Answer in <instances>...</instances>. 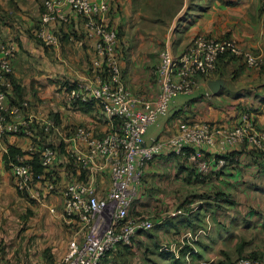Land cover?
<instances>
[{
  "label": "crops",
  "instance_id": "0c3cea01",
  "mask_svg": "<svg viewBox=\"0 0 264 264\" xmlns=\"http://www.w3.org/2000/svg\"><path fill=\"white\" fill-rule=\"evenodd\" d=\"M44 1L0 0V39H16L21 41L22 48L29 46L32 43L29 33L37 25ZM103 19L117 31V55L126 86L147 100L156 98L160 90L156 73L161 51L167 48L179 56L199 35L233 38L244 50L264 56L262 0H110V11ZM54 30L59 37H64L60 46L47 49L46 60L49 66H56V70L51 68L55 74L27 78L24 50H20L13 62V77L22 89L23 98L36 101L30 111L39 123L57 115L62 128L85 122L98 128L100 133L110 131V122L97 115L96 104L95 111L87 113L72 106L66 91L61 94L57 90L46 105H40L38 98L33 99L29 94L30 79L49 80L57 76L75 83L92 78L94 44L85 36L83 20L71 15L67 24H58ZM219 79L225 84L213 93L209 82ZM198 82L194 94L179 95L168 115L148 129L146 143L175 137L185 122L234 127L246 112L251 114L257 128L264 131V68L250 69L242 58H224L216 74L200 77ZM27 143V139L8 136L0 144V226L3 229L16 226L21 220L12 209L14 200L22 199L15 190L12 172H5L3 156L9 145L23 148ZM228 151L233 156L227 166L205 179L197 178L191 164L171 155L170 150L150 162L145 170V186L130 215L157 218L155 228L140 232L132 245L119 248L102 264H235L240 257H264L263 153L247 143L230 147ZM214 153L209 149L206 155L212 158ZM58 172L63 183L84 177L77 166L75 173L71 169L66 171V167L59 168ZM110 185L108 176L97 178L100 195ZM52 202L61 209L58 195ZM178 211L182 213L171 216ZM209 213L215 225L212 234ZM47 223L50 222L46 220ZM208 223L207 236L196 241L185 237L187 232L196 234ZM33 224L35 220L26 223ZM23 227L24 224L19 233H32L31 228L23 231ZM0 264H9L2 254Z\"/></svg>",
  "mask_w": 264,
  "mask_h": 264
},
{
  "label": "built area",
  "instance_id": "2783aa9c",
  "mask_svg": "<svg viewBox=\"0 0 264 264\" xmlns=\"http://www.w3.org/2000/svg\"><path fill=\"white\" fill-rule=\"evenodd\" d=\"M262 6L264 8V0ZM109 11L110 0L44 1L37 35L45 47L60 46V37L50 25L67 24L71 15L83 20L87 37L94 44L92 78L70 83L68 101H94L112 127L106 134L78 127L63 136L62 149L58 152L50 147L41 148L38 141H34V130L39 122L28 111L29 102L12 103L10 77L14 73L13 56L17 48L13 42L0 39V144L8 136L26 137L30 142L27 152L31 156L39 153L43 166V173L37 175L26 156H16L10 162L16 189L55 215L59 210L54 202L49 205L46 199L58 195L60 215L69 224L78 225L67 252L54 264H102L109 254L132 245L140 232L155 228L151 217L131 216L130 210L138 198L147 165L165 150L171 148L180 155L194 148L188 161L202 175L227 166L223 156L238 144L247 143L264 154V131L257 128L247 112L234 127L185 122L175 137L145 142L148 129L168 115L175 99L179 95L194 94L198 79L216 71L220 56L229 54L242 58L248 68L260 69L264 67L263 55L244 50L233 38L199 35L179 56L167 48L161 51L156 73L160 90L156 98L147 100L133 94L126 86L117 55V31L103 19ZM39 124L44 133L59 129L53 119ZM209 149L215 152L212 158L206 155ZM61 157L76 164L83 180L66 183L57 180L53 172ZM97 174L110 179V189L104 195L98 191ZM209 230L210 223L196 234L187 232L185 237L196 241L207 236ZM236 264H264V259L244 257Z\"/></svg>",
  "mask_w": 264,
  "mask_h": 264
},
{
  "label": "rangeland",
  "instance_id": "374dc122",
  "mask_svg": "<svg viewBox=\"0 0 264 264\" xmlns=\"http://www.w3.org/2000/svg\"><path fill=\"white\" fill-rule=\"evenodd\" d=\"M14 40L17 41L16 39ZM32 43V45L30 44L29 46L21 49V51L24 50V58L27 61V67L26 65L24 67L26 68V71H24L25 76H27V78H30V76H34V78H36L38 76L48 77L51 75V73L55 74L51 68L56 70V66H49L46 60V56H48L49 53L48 50L37 43L34 37ZM30 80L32 81L31 88L27 89L29 94H32L33 99L38 98L40 105L42 103H44L43 105L50 103L57 90H59L61 94H64L63 91L65 92L67 89L64 88L66 80H62L57 76L49 80ZM69 84L70 82H68V85ZM23 100H27L30 104L28 111H30L32 108L31 106L34 103L36 106L35 100H33L34 103L27 98H24ZM81 126L85 128L90 127L96 133H100L98 128H94L93 126L91 127L90 124L85 122H76L74 125L71 124L64 128L59 127L58 125V131L51 130L49 133H44V143L41 144V147L54 148L58 152L61 149V145L58 146V144L62 141L63 136L69 135L75 129ZM51 137H53V140L50 139ZM19 138L22 140L27 139L24 136H19ZM28 143L27 146L22 148V150H27L30 147V142L28 141ZM65 164H60V162H58L57 167H54L57 170L55 173L57 179H60V172H58V169L66 167ZM5 172H12L10 163L9 169L5 168ZM96 176L99 178L100 175L97 174ZM144 183L146 182L143 178V184ZM54 196L52 198H55ZM6 198L9 199L8 197ZM52 198L49 197L46 199L49 205L52 203V201H50ZM31 204H34V206H31ZM59 209L60 207H57V210ZM60 210L55 215L51 214L47 208L41 206L37 202L24 198L15 199L12 211L17 216V218H21V220L17 221L15 224L16 226H7L8 228L6 229H3V227L0 226V255H3V260L6 259L9 264H54L55 261L68 249V243L75 236V231L77 230V225L69 224L66 220H64V218L60 215ZM152 219L156 220L157 218ZM34 220L35 224L30 226L26 225L27 222H33ZM46 220L50 223L46 224ZM209 221L212 226L210 234H212L214 232L215 225L210 213ZM22 224H24L23 231L31 228L32 233H30V235H24L22 232L19 233ZM26 226L27 228L25 229ZM35 234L39 235L36 236ZM238 259L239 258L236 260Z\"/></svg>",
  "mask_w": 264,
  "mask_h": 264
},
{
  "label": "trees",
  "instance_id": "16d2710c",
  "mask_svg": "<svg viewBox=\"0 0 264 264\" xmlns=\"http://www.w3.org/2000/svg\"><path fill=\"white\" fill-rule=\"evenodd\" d=\"M43 11H44V2H43V5H42V10H41V14H40V16L42 15V13H43ZM58 24H61V23H53V24H51L50 25V27H51V29L53 30V31H55L54 30V28L58 25ZM39 25H40V18H39V20H38V22H37V25H36V27H35V29H34V31H32L31 33H29V38H31L32 40H33V37L35 38V40L37 41V43H39L43 48H46V49H52V47H45L44 46V44L39 40V38H38V35H37V31H38V28H39ZM85 36H86V38L90 41V39L87 37V34H86V32H85ZM63 40H64V37L62 38L61 36H60V42L62 43L63 42ZM3 41H7V40H3ZM9 41H11V42H13L15 45H16V48H17V51H16V53L14 54V56H13V62H14V60H15V58L17 57V55L19 54V52H20V50L22 49V43H21V41L19 40H17V41H15L14 39L13 40H9ZM224 58H229V59H235V58H238V57H234V56H231V55H229V54H226V55H222V56H220L219 58H218V61H217V68H218V64H219V62H220V60L221 59H224ZM262 68H264V67H262ZM262 68H260V69H262ZM216 72H217V69H216V71L214 72V74H216ZM214 74H212V75H214ZM14 73H13V75L10 77V79H11V81L13 82V90H14V93H15V95L13 94V96L11 97V101H12V103L13 104H17V103H20V102H22L23 101V96H22V89H21V87H20V85L18 84V82L14 79ZM68 86V87H67ZM64 88L66 89V91H67V93H68V91H70L71 89H72V87L70 86V85H68V82L66 81L65 82V84H64ZM96 103L94 102V101H90V102H87V103H85V102H81V101H75V102H72V106H74V108L75 109H78V110H82L83 112H87V113H90L91 111L93 112V111H95V106L97 105H95ZM98 106V105H97ZM94 109V110H93ZM97 112V115L98 116H103V117H105V115H104V113L102 112V109L98 106V108H97V110H96ZM243 114V113H242ZM241 114V115H242ZM53 121L58 125V123H60L61 121H59V116L57 117V115L53 118ZM238 124H236L235 126H237ZM89 129H91L92 130V128H90V127H88ZM94 131V130H93ZM95 132V131H94ZM107 132H104V133H101V134H106ZM34 141H38V143L41 145V144H43L44 143V130H43V127H42V125H40L39 123L37 124V127L35 128V130H34ZM50 139H52L53 140V138L51 137ZM60 145V143L58 144V146ZM252 147V146H251ZM42 148V147H41ZM61 149H62V146L60 147ZM8 151H7V153H5L4 154V156H3V161H4V166H5V168L6 169H9V163L16 157V156H18V155H24V156H26V160H27V162L29 163V164H31L32 166H33V168H34V170H35V172H36V174L37 175H39V174H42L43 173V166H42V163H41V158H40V155H39V153H37V154H35V155H30L28 152H27V150H22V148H19V147H16V146H14V145H9L8 146ZM168 150H170V152H171V155H173V156H175V157H178V158H181V159H183L185 162H188L189 164H191L189 161H188V155H189V153L190 152H192V151H194V148H190V149H187V150H184V152L182 153V154H180V155H176L175 154V151H173V149H171V148H169V149H167V150H165L164 152H162L161 154H163V153H165V152H167ZM161 154H159V155H161ZM159 155H157L156 156V158L159 156ZM232 154H230V153H228V154H226L225 156H223L226 160H227V162L228 161H230L231 160V158H232ZM263 156H264V154H263ZM154 161V160H153ZM60 164H65L66 165V171H70V169H71V172H74V170H75V168H76V164H74L73 163V161H71V160H65V159H60ZM58 164V163H57ZM57 164L55 165V167H57ZM191 166L193 167V165L191 164ZM194 168V167H193ZM12 170V169H11ZM194 170V173H195V175H196V177L197 178H199V179H205V178H207L208 176H209V174H211V173H213L214 171H216L215 169L214 170H212L209 174H206V175H202V174H199L197 171H196V169L194 168L193 169ZM57 172V170L54 168V174ZM75 173V172H74ZM12 175H13V173H12ZM56 176V175H55ZM83 177V176H82ZM144 179H145V174H144ZM58 181H60L61 179H57ZM13 181H14V187H15V190H16V192H17V194L21 197V198H24V199H27V200H30L29 198H28V196L27 195H25L24 193H22V192H20V191H18L17 189H16V180H15V178H14V176H13ZM145 186V183L143 184V180H142V187H141V189L143 188ZM141 189H140V191H141ZM74 225H76V224H74ZM76 228H78V225H77V227ZM71 241V240H70ZM69 241V242H70ZM68 245H69V243H68ZM119 250V249H118ZM117 250V251H118ZM110 255V254H109ZM108 255V256H109ZM107 256V257H108ZM62 257V256H61ZM61 257H59V258H61ZM107 257L105 258V259H107ZM58 258V259H59ZM240 258H244V257H240ZM248 258H252V259H264V257H262V258H254V257H248ZM104 259V260H105ZM103 260V261H104ZM235 264H236V262H235Z\"/></svg>",
  "mask_w": 264,
  "mask_h": 264
},
{
  "label": "water",
  "instance_id": "95a60500",
  "mask_svg": "<svg viewBox=\"0 0 264 264\" xmlns=\"http://www.w3.org/2000/svg\"><path fill=\"white\" fill-rule=\"evenodd\" d=\"M224 84L225 81L219 79V80L210 81L209 87L213 91V93H217L222 88V86H224Z\"/></svg>",
  "mask_w": 264,
  "mask_h": 264
}]
</instances>
